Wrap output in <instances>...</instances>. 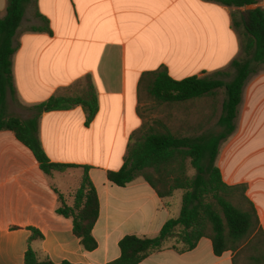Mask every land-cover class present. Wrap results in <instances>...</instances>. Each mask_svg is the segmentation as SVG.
<instances>
[{
  "label": "crops",
  "instance_id": "1",
  "mask_svg": "<svg viewBox=\"0 0 264 264\" xmlns=\"http://www.w3.org/2000/svg\"><path fill=\"white\" fill-rule=\"evenodd\" d=\"M6 6L7 0H0V18ZM257 6L264 9V0ZM250 8L203 0H36L27 8L15 36V95L8 96L7 106L14 105L16 113L9 114L31 119L34 106L67 94L86 77L96 91L98 112L89 127L80 107L39 118L37 136L49 161L80 166L63 172L45 174L13 133L0 132V264H23L31 228L41 236L31 249L54 264H107L120 256L124 236L154 237L171 212L178 216L181 192L166 201L170 211L143 179L118 187L107 180V171L121 169L129 142L143 125L141 77L163 67L176 81L229 73L230 63L241 56L242 33L233 19ZM36 12L47 19L51 34L30 31L43 25ZM236 124L216 164L227 185L247 184L264 230V149L257 147L264 140V82L245 89ZM244 129L248 134L241 138ZM82 166L89 167L99 199L93 252L81 248L71 221L55 213L59 195L73 204ZM231 258V252L214 256L210 240L203 238L190 252L166 249L141 264H231Z\"/></svg>",
  "mask_w": 264,
  "mask_h": 264
},
{
  "label": "trees",
  "instance_id": "2",
  "mask_svg": "<svg viewBox=\"0 0 264 264\" xmlns=\"http://www.w3.org/2000/svg\"><path fill=\"white\" fill-rule=\"evenodd\" d=\"M36 0H7L6 14L0 18V132H11L35 157L45 174L63 172L76 165L54 164L47 158L37 136L38 120L43 113L68 111L80 107L89 127L98 112L96 91L88 77L77 81L65 95L52 96L32 108L31 119L23 120L8 115L7 98L15 95L12 75V57L16 51L15 36L25 11ZM229 8L252 7L233 25L241 30V56L230 63L232 79L224 82L214 77H190L173 80L163 67L144 74L139 82V93L159 105H178L216 96L224 89L225 99L216 133L198 136H180L161 123L140 130L130 140L123 166L118 171H107V180L115 186L126 187L135 179H143L164 205L175 192H181L177 217L169 218L154 237L124 236L118 243L120 256L107 264H141L149 256L166 249L184 254L194 250L199 241L211 242L214 256L231 252V264H264V230L253 202L247 197V184L227 185L216 161L221 145L237 129L238 108L249 78L264 65V9L258 0H203ZM39 27L30 31L51 34L48 21L38 12ZM219 72L217 76H228ZM83 175L78 189L68 206L59 195L57 216L72 223L74 236L85 252H93L98 244L92 230L99 217V199L88 176L89 167L82 166ZM29 246L23 264H54L47 257L31 249L33 240L41 238L35 229H29ZM60 264H70L62 262Z\"/></svg>",
  "mask_w": 264,
  "mask_h": 264
},
{
  "label": "rangeland",
  "instance_id": "3",
  "mask_svg": "<svg viewBox=\"0 0 264 264\" xmlns=\"http://www.w3.org/2000/svg\"><path fill=\"white\" fill-rule=\"evenodd\" d=\"M229 72V76H215L214 78L221 79L224 82H228L232 79L233 75L231 70H229ZM263 77L264 65L258 68V73L256 75L249 78L243 90V93L245 89L247 90L249 88H255L261 85L264 82V79H262ZM224 99L225 91L224 89H219L216 93V96L205 97L189 101L184 104L167 106L157 104L155 101L151 100L145 92H140V106L138 107V114L142 118L144 125V128L142 127L140 131L143 132L147 127L156 125L155 123L157 122L163 124L165 127H168L171 132H174L180 136H198L203 133H216L219 131L217 122L221 115V107ZM9 111L11 113H16L14 105L7 106L8 115H10ZM242 111L243 108L240 109L241 113ZM126 114L130 119V102L126 107ZM118 116L119 115L116 110V112L113 113V118L116 119ZM247 134L245 132V129L243 131L241 130V138H245ZM253 137H259V133L253 132ZM223 144L221 145L220 150L222 149ZM257 147L259 149H264L263 139L257 142ZM179 196L180 192H177L176 198H178ZM179 200L181 202V198H179ZM170 211L173 210L171 209ZM172 217L173 212H171L170 218Z\"/></svg>",
  "mask_w": 264,
  "mask_h": 264
}]
</instances>
